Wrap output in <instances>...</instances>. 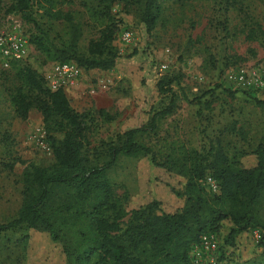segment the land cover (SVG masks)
<instances>
[{
	"label": "rangeland",
	"instance_id": "rangeland-1",
	"mask_svg": "<svg viewBox=\"0 0 264 264\" xmlns=\"http://www.w3.org/2000/svg\"><path fill=\"white\" fill-rule=\"evenodd\" d=\"M232 3L224 9L223 0H166L147 41L141 35L137 10L123 0H54L53 18L32 7L35 19L46 25L48 39L56 46L65 39L63 17L68 15L80 30L81 53L89 41L98 38L109 17L121 20L113 40L118 55L114 67L107 71L79 68L80 75L72 83L60 86L69 106L88 117V148L144 123L149 106L156 110L165 105L168 98L157 94L155 83L166 76L177 80V85L172 83L175 107L158 122L153 134L141 139L157 158L175 157L183 150L206 156L212 148L220 149L229 160L247 154L241 161L254 164L249 154L258 144L264 146V107L254 100L264 99V86L232 83L225 75L238 69L258 74L264 68V35H260L264 34V0ZM10 4L11 0H0V31L16 25L24 32L29 44L26 67L47 85L45 77L58 61L47 60L35 49L30 43L36 35L34 26L17 14L6 13ZM123 32L129 33L127 43L120 40ZM15 70H0V224L11 220L20 206L23 168L52 163L39 113L30 110L21 120L9 103L8 95L20 86ZM99 111L111 120L105 121ZM106 177L125 211L152 199L164 210L179 204L171 189L181 188L180 178L151 167L144 158L118 156ZM256 216L264 225V196ZM227 226L223 223L214 234L216 250L210 255L214 264H264L263 229H249L228 247L222 245ZM24 235L28 236L26 246ZM63 263L59 245L45 234L23 227L0 231V264Z\"/></svg>",
	"mask_w": 264,
	"mask_h": 264
},
{
	"label": "trees",
	"instance_id": "trees-1",
	"mask_svg": "<svg viewBox=\"0 0 264 264\" xmlns=\"http://www.w3.org/2000/svg\"><path fill=\"white\" fill-rule=\"evenodd\" d=\"M123 1L137 10L141 35L147 41L166 0ZM233 1L223 0L224 9L233 6ZM53 3L54 0H11L6 13L17 14L34 26L36 35L30 43L47 60L69 61L83 71L112 69L118 59L113 40L121 20L109 17L98 38L89 41L85 53H81L77 45L80 30L68 15L63 17L65 39L56 46L48 39L46 25L32 14L36 6L47 18H53ZM11 68H16L14 77L20 86L8 95L9 103L21 120L30 110L39 113L52 163L23 168L20 206L11 220L0 224V231L23 227L45 234L50 242L59 245L63 264H191V247L202 234H216L223 223L228 226L222 245L228 247L249 229L264 231L256 216L264 196L263 145L258 144L249 154L254 164L248 166L241 161L247 154L229 160L220 149L212 148L206 156L183 150L178 156L158 159L141 140L153 134L158 122L172 113V83L177 85L176 78L157 79V94L168 100L156 110L149 106L144 123L118 132L112 141L88 148V117L69 106L62 89L50 90L42 76L26 67V61L0 70ZM254 103L264 107V99ZM99 115L107 122L111 120L101 111ZM118 156L144 158L151 167L179 177L181 188L171 189L178 206L164 210L160 202L152 199L125 211L106 177ZM207 177L215 182V193L207 190ZM27 239V235L22 237L24 246ZM218 256L220 260L222 253Z\"/></svg>",
	"mask_w": 264,
	"mask_h": 264
},
{
	"label": "built area",
	"instance_id": "built-area-1",
	"mask_svg": "<svg viewBox=\"0 0 264 264\" xmlns=\"http://www.w3.org/2000/svg\"><path fill=\"white\" fill-rule=\"evenodd\" d=\"M120 40L129 41V33L123 32ZM29 54V44L24 32L16 25H8L0 31V68L8 69L13 63L25 62ZM163 68V67H162ZM80 75V69L72 62H55L51 64L49 75L45 77L50 90L72 83ZM225 78L236 84H252L254 87L264 86V68L260 73L249 74L246 70H229ZM207 190L216 192L215 182L207 177L204 182ZM216 250V238L213 233H205L199 237L198 243L189 252L191 264H214L210 257Z\"/></svg>",
	"mask_w": 264,
	"mask_h": 264
}]
</instances>
